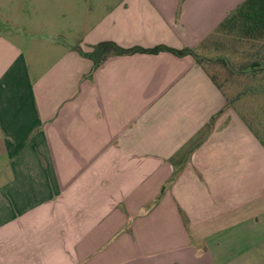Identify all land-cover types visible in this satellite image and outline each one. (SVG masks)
<instances>
[{"label":"crops","instance_id":"obj_1","mask_svg":"<svg viewBox=\"0 0 264 264\" xmlns=\"http://www.w3.org/2000/svg\"><path fill=\"white\" fill-rule=\"evenodd\" d=\"M243 1L116 0L77 44L0 29V264H264V144L206 69L79 50L201 55Z\"/></svg>","mask_w":264,"mask_h":264},{"label":"trees","instance_id":"obj_2","mask_svg":"<svg viewBox=\"0 0 264 264\" xmlns=\"http://www.w3.org/2000/svg\"><path fill=\"white\" fill-rule=\"evenodd\" d=\"M222 36L227 37L230 41V46L243 43L250 44L249 52L246 51V56L241 62H233L227 56H220L215 59H210L205 56L199 55L194 48H173L171 46L161 44L155 47L146 48L142 46H134L125 48L120 46L114 41H102L93 46L92 51H84L79 47L80 52L87 58L94 61V70L100 67L111 55H132L136 53L146 54H158L161 52H171L176 55H192L196 61L202 65L206 71L210 74L213 81L224 92L228 99V105L234 106L242 115L245 122L249 125L252 132L256 137L264 144V137L254 127L252 119L258 120L260 115L251 113L250 117L245 111L239 110L238 102L243 97L242 93L250 90V96L256 97L258 95H264V0H244L232 13H230L221 24L214 30V32L208 36L203 42L202 46L206 48L227 47L224 43ZM241 43V44H240ZM239 53L242 54V51ZM222 65L227 71L224 72H212L209 66ZM227 73V75H225ZM225 75V76H224ZM238 76H242L245 84V89L241 92L231 93L227 91L226 85L235 83ZM223 78V79H222ZM253 95V96H252ZM210 121L206 129L200 131V133L192 138L182 148V162L186 163L195 149L204 141L207 137L213 123ZM258 124L260 122L257 121Z\"/></svg>","mask_w":264,"mask_h":264},{"label":"rangeland","instance_id":"obj_3","mask_svg":"<svg viewBox=\"0 0 264 264\" xmlns=\"http://www.w3.org/2000/svg\"><path fill=\"white\" fill-rule=\"evenodd\" d=\"M115 2L116 0H0V29L9 28L11 32L19 30L29 36L44 35L40 37V44L46 47L52 46V42L44 38L45 36L60 40L64 45L77 44L98 19L99 15L95 13L106 10L107 5H113ZM221 38L226 48L222 46L215 50L202 46L200 54L216 61L220 56H227L233 62L243 61L246 51L250 50V44L230 46V39L228 41L224 36ZM33 40L32 42H37ZM48 63L47 59L42 65H48ZM209 67L212 72L227 71L222 65H217L215 68ZM247 83L242 76H238L235 83L229 82L225 87L231 93H242ZM242 95L238 102L239 110L245 111L249 118L252 117H250V111L260 115L258 120L251 119L254 127L264 137V95L251 97L250 90ZM2 162L0 160V166Z\"/></svg>","mask_w":264,"mask_h":264}]
</instances>
